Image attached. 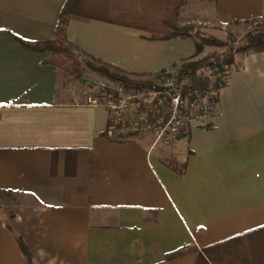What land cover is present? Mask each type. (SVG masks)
Wrapping results in <instances>:
<instances>
[{
  "label": "crops",
  "instance_id": "0c3cea01",
  "mask_svg": "<svg viewBox=\"0 0 264 264\" xmlns=\"http://www.w3.org/2000/svg\"><path fill=\"white\" fill-rule=\"evenodd\" d=\"M66 1L0 0V264H263L264 52L237 57L214 115L171 146L126 137L129 126L106 134L108 110L60 90L32 47L55 38ZM188 6L181 27L264 17V0H211L204 19ZM151 37L79 16L66 28L129 73L199 56L193 37Z\"/></svg>",
  "mask_w": 264,
  "mask_h": 264
},
{
  "label": "trees",
  "instance_id": "16d2710c",
  "mask_svg": "<svg viewBox=\"0 0 264 264\" xmlns=\"http://www.w3.org/2000/svg\"><path fill=\"white\" fill-rule=\"evenodd\" d=\"M190 1L192 0H67L60 13L55 38L52 41L42 42L32 47L41 52L49 53L44 63L57 68L59 82L63 77L68 80L72 79L82 82L85 71L90 70L110 81L117 88L122 87L128 92L141 91L153 88L156 81L166 75L169 70H176L180 78L186 75L190 76V83L183 88L185 96L190 97L195 91L207 96L214 90L217 92V96L211 98L210 101L212 105H215L219 103L221 94L229 86L230 72L232 66L236 64L237 57L239 55L264 52V23L261 27L247 32L238 45H236L235 40L215 39L199 33L195 34L193 27H181L178 24L180 11ZM71 16L101 20L145 30L152 33L151 39L153 40L193 37L196 53L199 56L203 53L205 47L219 48L225 51L187 59L169 70H163L154 75L129 73L104 63L69 43L66 39V28ZM261 20H264V17ZM257 22L249 21L245 22V24H257ZM212 58L215 59V62L210 63L209 60ZM204 66H209L213 70V78L207 75L196 76V71ZM146 76L152 78L143 80ZM106 90L109 95L107 99L119 97L118 90L111 88ZM99 100L104 101V99ZM159 117H162V115ZM157 122V120H153L150 126L141 129H128L125 136L139 139L150 135ZM110 128L106 131V134L122 128H128V125L125 123H111ZM170 165L172 166V163ZM183 171V167L179 169L180 173ZM261 243L262 246L260 245L259 248L262 249L264 254V238ZM254 246L253 250L255 251L256 246L258 248V244ZM22 247L25 254L29 257L28 250L24 245Z\"/></svg>",
  "mask_w": 264,
  "mask_h": 264
},
{
  "label": "built area",
  "instance_id": "2783aa9c",
  "mask_svg": "<svg viewBox=\"0 0 264 264\" xmlns=\"http://www.w3.org/2000/svg\"><path fill=\"white\" fill-rule=\"evenodd\" d=\"M209 62H215V59L212 58ZM195 74L197 77H214L209 66H204ZM189 83V75L180 78L176 70H169L151 89L128 92L119 87V97L116 99L100 101L87 97L85 101L94 107H105L111 123H125L133 130L148 127L153 120H157L152 131L153 145L171 146L179 139L187 123L208 122L218 105H212L210 101L217 96L214 90L207 96L198 91L190 97L185 96L183 88Z\"/></svg>",
  "mask_w": 264,
  "mask_h": 264
},
{
  "label": "rangeland",
  "instance_id": "374dc122",
  "mask_svg": "<svg viewBox=\"0 0 264 264\" xmlns=\"http://www.w3.org/2000/svg\"><path fill=\"white\" fill-rule=\"evenodd\" d=\"M194 5H197L196 9L198 12L202 14L201 17L202 19H204L206 13L212 15L210 9L211 0H204V1L192 0L189 2L188 8L190 7L192 8V6ZM263 23L264 20H260L257 22V24H239L225 28H223L221 25H217L214 23L210 24L207 27L204 24L187 25V26L193 27V32L195 34L199 33L215 39L232 40V41L235 40L236 45H238L247 32L252 31L257 27H261ZM205 28L211 29L208 30L210 32H205L206 31L204 30ZM223 51L225 50L219 48H213V50L210 53L204 54L203 56L209 55L213 52L221 53ZM83 58L87 59L85 57ZM87 60L90 61L89 59ZM149 78L152 77L146 76L144 77L143 80H147ZM157 82L158 81H156V83ZM59 88L60 90H66L76 102H83L87 97H93L96 99H107L109 97L108 91L106 90L107 88H111L114 90L118 89L113 83L100 77L99 75L93 73L90 70L85 71L82 82L72 79L68 80L66 77L61 78L59 82ZM149 137L152 139L153 135L150 134Z\"/></svg>",
  "mask_w": 264,
  "mask_h": 264
}]
</instances>
